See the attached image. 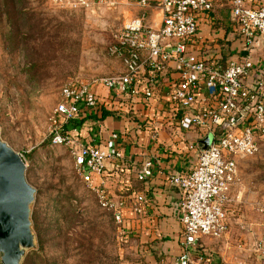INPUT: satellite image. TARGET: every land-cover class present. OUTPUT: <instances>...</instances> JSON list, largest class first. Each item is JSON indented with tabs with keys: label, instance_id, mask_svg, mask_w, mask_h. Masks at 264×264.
<instances>
[{
	"label": "built area",
	"instance_id": "built-area-1",
	"mask_svg": "<svg viewBox=\"0 0 264 264\" xmlns=\"http://www.w3.org/2000/svg\"><path fill=\"white\" fill-rule=\"evenodd\" d=\"M245 1H232L231 16L249 50L258 38L264 40V5L251 8ZM152 2L49 0L51 7L70 13H101L131 7L143 13L125 20L108 49L111 57L122 62L121 75L61 88L60 100L51 117L50 141L53 146L69 149L77 175L126 236V201L112 197L102 182L109 162L116 163L117 169L126 162L113 144L119 135L113 134V142L99 148L84 145L77 131L68 133L65 127L85 111L100 110L105 101L99 89H107L114 101L141 99L149 103L158 96L164 77L170 72L177 75L166 96L177 125L183 131H203L204 139L211 136L213 140L207 149L202 147L192 172L171 179L184 194L180 217L182 253L157 264H203V258L194 256V250L203 239L219 240L227 235L234 203L232 195L240 186V160L256 156L262 148L264 60L255 61L246 54L223 64L189 53L188 45L197 35L199 19L214 10V0H158L157 8L162 15L158 29L146 23ZM154 162L152 158L146 162L140 181L151 177ZM139 201L144 198L139 197ZM136 212L141 210L138 208ZM257 247L264 249V236Z\"/></svg>",
	"mask_w": 264,
	"mask_h": 264
},
{
	"label": "rangeland",
	"instance_id": "rangeland-1",
	"mask_svg": "<svg viewBox=\"0 0 264 264\" xmlns=\"http://www.w3.org/2000/svg\"><path fill=\"white\" fill-rule=\"evenodd\" d=\"M134 7L70 13L49 0H0V139L23 157L36 190L31 206L36 248L21 264H132L127 236L77 175L67 147L50 141L51 117L65 85L121 75L108 54ZM230 227L205 247L221 264H264V141L240 160ZM1 264V255H0Z\"/></svg>",
	"mask_w": 264,
	"mask_h": 264
},
{
	"label": "crops",
	"instance_id": "crops-1",
	"mask_svg": "<svg viewBox=\"0 0 264 264\" xmlns=\"http://www.w3.org/2000/svg\"><path fill=\"white\" fill-rule=\"evenodd\" d=\"M152 1L146 23L158 29L162 15L157 8L158 0ZM232 1L214 0V10L200 17L197 35L188 45L190 54L223 64L246 54L255 61L264 60V40L258 38L249 50L242 43L231 16ZM245 3L255 8L263 6L264 0H246ZM136 11L134 16L143 14L138 8ZM175 78L177 75L173 72L168 73L158 89V96L149 103L141 99L114 101L107 89H99L106 103L105 112L99 114V119L88 121L83 130L86 140L82 143L99 148L110 145L113 134L119 135V140L113 144L126 162L120 169L116 168V163L109 162L102 182L112 197L126 201L124 229L130 253L135 256L132 264H157L182 253L180 217L184 194L171 179L193 171L203 147L204 133L183 131L177 125L166 99L168 86ZM151 158L155 160L152 175L140 181L139 175ZM139 197L144 201L140 202ZM232 198L235 200L233 195ZM138 208L141 213L136 212ZM206 239L199 242L203 264H221L205 247Z\"/></svg>",
	"mask_w": 264,
	"mask_h": 264
},
{
	"label": "water",
	"instance_id": "water-1",
	"mask_svg": "<svg viewBox=\"0 0 264 264\" xmlns=\"http://www.w3.org/2000/svg\"><path fill=\"white\" fill-rule=\"evenodd\" d=\"M212 137L202 142L210 147ZM24 160L0 139V255L1 264H21L36 248L31 206L36 190L26 180Z\"/></svg>",
	"mask_w": 264,
	"mask_h": 264
},
{
	"label": "trees",
	"instance_id": "trees-1",
	"mask_svg": "<svg viewBox=\"0 0 264 264\" xmlns=\"http://www.w3.org/2000/svg\"><path fill=\"white\" fill-rule=\"evenodd\" d=\"M105 105L102 104L101 108L99 111L97 112H88L85 111L82 115H80L78 118H76L74 121L69 122L66 127H65V131L68 133H72L74 131H77V135L79 136V138L83 141L86 140L85 135H83V130L87 128L88 126V121H92L93 119H99L100 116L99 114H103V112H105ZM112 216V215H111ZM202 250L199 248V244L196 248V250H194L193 254L196 257H203Z\"/></svg>",
	"mask_w": 264,
	"mask_h": 264
}]
</instances>
